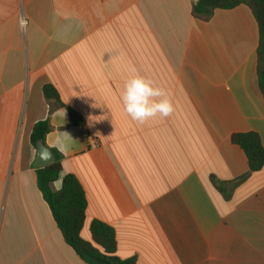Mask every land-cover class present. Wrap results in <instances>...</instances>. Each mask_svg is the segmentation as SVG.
Here are the masks:
<instances>
[{"label": "crops", "instance_id": "crops-1", "mask_svg": "<svg viewBox=\"0 0 264 264\" xmlns=\"http://www.w3.org/2000/svg\"><path fill=\"white\" fill-rule=\"evenodd\" d=\"M193 5L0 0V264H87L36 184L31 136L47 119L45 145L62 156L52 188L80 182L85 240L98 220L136 264H264V168L232 140L256 132L264 146L258 22L246 5L208 20ZM135 75L165 90L171 115L131 119L121 96Z\"/></svg>", "mask_w": 264, "mask_h": 264}, {"label": "trees", "instance_id": "trees-1", "mask_svg": "<svg viewBox=\"0 0 264 264\" xmlns=\"http://www.w3.org/2000/svg\"><path fill=\"white\" fill-rule=\"evenodd\" d=\"M240 5L248 6L259 26L260 43L258 47L257 73L259 86L264 96V0H194V17L202 20L211 18L216 10H231ZM44 94L48 100L55 102L57 107L66 108L72 126H79L82 117L73 109L61 103L57 91L47 86ZM51 131L49 120L37 123L33 129L31 141L33 146L39 140L45 142L47 134ZM233 142L246 154L251 172L264 168V146L260 135L256 132L235 134ZM56 162L36 168V184L49 205L55 222L68 244L77 255L87 264H136V259H121L117 256V241L115 231L107 224L94 220L90 225L91 241L82 237V230L86 221L88 206L86 193L74 175H66L62 179L61 188L55 191L52 185L60 179L62 172V156L58 151Z\"/></svg>", "mask_w": 264, "mask_h": 264}, {"label": "clouds", "instance_id": "clouds-1", "mask_svg": "<svg viewBox=\"0 0 264 264\" xmlns=\"http://www.w3.org/2000/svg\"><path fill=\"white\" fill-rule=\"evenodd\" d=\"M153 85L151 79L140 75H135L125 82L121 100L125 112L132 120L144 123L158 115L167 117L174 111L165 90ZM58 114L64 117L65 111L58 110ZM65 134L67 139L74 141L68 133Z\"/></svg>", "mask_w": 264, "mask_h": 264}, {"label": "water", "instance_id": "water-1", "mask_svg": "<svg viewBox=\"0 0 264 264\" xmlns=\"http://www.w3.org/2000/svg\"><path fill=\"white\" fill-rule=\"evenodd\" d=\"M37 156L33 164L34 168H40L51 165L56 162L55 152L45 145L43 140H39L36 143Z\"/></svg>", "mask_w": 264, "mask_h": 264}]
</instances>
